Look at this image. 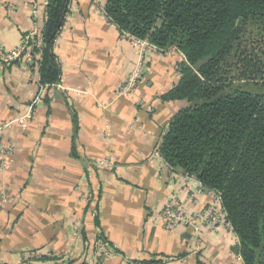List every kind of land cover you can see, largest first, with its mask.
Here are the masks:
<instances>
[{"label":"crops","instance_id":"0c3cea01","mask_svg":"<svg viewBox=\"0 0 264 264\" xmlns=\"http://www.w3.org/2000/svg\"><path fill=\"white\" fill-rule=\"evenodd\" d=\"M44 1L0 0V46L16 49L42 30ZM56 55L66 92L52 96L42 92L38 73L0 61V121L33 114L27 129L15 125L6 134L14 152L0 172V203L9 200L0 214V264H41L28 260L35 252L83 264L96 234L117 248L100 264H244L225 225L197 234L170 230L161 218L172 197L190 214L212 199L193 198L196 181L185 186V173L158 153L172 119L190 106L163 99L180 80L182 53L148 54L138 90L117 99L139 53L94 0H73ZM101 161L112 165L98 167ZM86 183L98 200L96 217L81 198Z\"/></svg>","mask_w":264,"mask_h":264},{"label":"trees","instance_id":"16d2710c","mask_svg":"<svg viewBox=\"0 0 264 264\" xmlns=\"http://www.w3.org/2000/svg\"><path fill=\"white\" fill-rule=\"evenodd\" d=\"M72 2L48 0L45 8L42 43L35 48L42 87L60 81L53 46ZM104 10L123 34L185 56L179 82L163 99L190 106L172 119L158 153L171 169L195 177L221 198L244 264H264V92L240 87L264 88L262 62L253 50H242L246 28H264V0H104ZM231 58L235 64L229 66ZM39 253L30 260L63 259Z\"/></svg>","mask_w":264,"mask_h":264},{"label":"built area","instance_id":"2783aa9c","mask_svg":"<svg viewBox=\"0 0 264 264\" xmlns=\"http://www.w3.org/2000/svg\"><path fill=\"white\" fill-rule=\"evenodd\" d=\"M48 4V0L43 2V20L45 23L46 11L45 8ZM94 8L99 11L100 14L107 18L104 10V0H94ZM34 16H37L40 11L38 4L33 6ZM109 20V19H108ZM64 28L58 33L53 49L56 52L60 39L63 36ZM125 37L129 39L132 46L138 51L140 56V61L135 66L131 74L124 80L119 91L117 92L116 98H128L139 88L140 82L142 80L144 71H145V59L146 56L150 53L162 52L163 49H159L156 46L150 44L146 40H140L135 37H132L128 34H124ZM42 43L41 31H35L24 36L22 40V45L16 49L6 50L3 46H0V61L6 65H12L19 63L20 65L26 67L31 72L37 73L38 61L41 60V53L36 52L35 48L40 46ZM172 50L179 51L178 49L172 47ZM180 52V51H179ZM183 55V54H182ZM185 58V56L183 55ZM186 60V59H185ZM58 63L61 65L60 60ZM177 69H180L178 66ZM47 89L49 95H53L56 92L65 93L66 89L61 86L59 83L53 84L51 86L42 87V92ZM41 92V93H42ZM41 95H38L39 100ZM33 114L32 111L27 114L18 117L15 120L3 122L0 121V172H5L8 167L9 159L14 152V146L10 139H7V132L15 125L20 126L23 130L28 128L29 122L32 120ZM106 139H110L109 128L106 127L105 130ZM112 165V164H110ZM108 162L101 161L97 166L98 167H107L110 166ZM168 166V165H167ZM169 167V166H168ZM170 168V167H169ZM191 181H196L198 185L197 193L193 194L192 197L195 198L196 194H207L211 196L212 199L202 211L190 214L186 206L182 205L181 202L172 197L168 200L161 212V218L165 223L166 227L170 230H174L178 226L191 227L194 231L199 234L202 228H209L212 231H217L221 225H225L229 230L233 231L230 224L226 221V212L221 205V198L206 189L203 184H201L195 177L185 174L183 177V182L185 186H188ZM81 198L89 208V213L92 217L97 216V206L98 200L93 192V189L89 183H86L83 190L81 191ZM9 203L7 198H4L0 203V214L6 204ZM200 246V243H198ZM93 252L88 255L83 264H100L99 260L101 256H114L116 254V246L109 244L104 241L99 235H95L93 239ZM41 256V253H33L29 256V259H36ZM41 264H66L65 260L61 262H46Z\"/></svg>","mask_w":264,"mask_h":264},{"label":"rangeland","instance_id":"374dc122","mask_svg":"<svg viewBox=\"0 0 264 264\" xmlns=\"http://www.w3.org/2000/svg\"><path fill=\"white\" fill-rule=\"evenodd\" d=\"M245 43L243 44L242 50H248L255 52L256 58L262 62V67L264 68V28L258 24L249 25L243 36ZM229 66L235 64V59L231 58L228 62ZM232 73H236V68L233 67ZM258 85H261V81ZM240 87L244 90L253 91L252 93H262L264 88L256 87L254 85L240 84Z\"/></svg>","mask_w":264,"mask_h":264},{"label":"water","instance_id":"95a60500","mask_svg":"<svg viewBox=\"0 0 264 264\" xmlns=\"http://www.w3.org/2000/svg\"><path fill=\"white\" fill-rule=\"evenodd\" d=\"M241 21H242V20H239L238 25H240ZM209 61H210V58H208V59H206V60H204V61H202V62H199V63L197 64L196 68H197V69L200 68L201 66H203L204 64H206V63L209 62Z\"/></svg>","mask_w":264,"mask_h":264}]
</instances>
